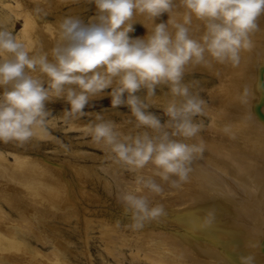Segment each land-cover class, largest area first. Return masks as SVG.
I'll list each match as a JSON object with an SVG mask.
<instances>
[{"label": "clouds", "instance_id": "obj_1", "mask_svg": "<svg viewBox=\"0 0 264 264\" xmlns=\"http://www.w3.org/2000/svg\"><path fill=\"white\" fill-rule=\"evenodd\" d=\"M88 2L95 5V15L87 23L73 16L59 21V38L50 53L30 51L0 28V142L23 146L46 135L53 116L47 103L63 101L69 105L64 119L76 120L88 115L84 109L90 102L107 93L112 108L126 107L131 113V130H118L116 122L95 113L85 135L105 146L114 164L136 174L135 188L119 191L116 201L130 220L127 226L138 230L166 214L142 193L158 196L164 185L180 188L205 150L200 138L204 124L197 118L205 115L206 101L194 91L199 81L186 80V75L214 64L238 67L241 53L253 48V37L262 31L264 0ZM180 9L181 19L176 20L173 13ZM163 14L167 22L156 23ZM136 16L149 19L152 27ZM194 21L199 22L195 27ZM137 22L147 29L144 37L129 35ZM158 89H166L170 97L161 109L164 122L148 111ZM249 96L245 85L241 103L247 104ZM222 131L235 139L230 126ZM239 264H256V258L242 255Z\"/></svg>", "mask_w": 264, "mask_h": 264}, {"label": "bare ground", "instance_id": "obj_2", "mask_svg": "<svg viewBox=\"0 0 264 264\" xmlns=\"http://www.w3.org/2000/svg\"><path fill=\"white\" fill-rule=\"evenodd\" d=\"M182 12H174L173 18L180 20ZM23 13L17 39L30 51L50 53L59 38L58 23L40 21L27 10ZM5 14H0L1 22L6 21ZM168 18L163 14L156 23H166ZM134 19L152 27L146 17ZM197 23L194 21V27ZM260 26L253 48L241 53L238 67L214 64L210 69H190L186 75V80L199 81L194 91L206 101L209 121L203 122L200 134L205 150L193 161L188 181L180 188L164 185L161 195L144 193L152 204L162 205L166 214L138 230L128 227L130 220H122L114 212L94 215L105 240H113L117 248L123 241L134 246L144 264H239L240 256L249 253L256 264H264V18ZM134 29L131 37L147 33L139 22ZM192 73L197 77L190 76ZM245 85L250 96L242 104ZM169 98L167 92L159 91L155 100L165 106ZM225 125L231 127L235 139L223 133ZM35 151L32 142L23 146L0 142V264H87L78 259L69 239L83 240L80 252L89 253L92 218L82 216L87 207L86 198L80 197L86 196V187L93 190L95 184L100 185L101 178L95 177L94 170L84 169L83 173L66 163L67 171L56 159L38 157ZM125 182L102 180L106 200H112L121 212L115 204L117 193L135 188V182ZM79 215L84 219L82 227ZM59 219L75 220L68 234L59 227Z\"/></svg>", "mask_w": 264, "mask_h": 264}, {"label": "rangeland", "instance_id": "obj_3", "mask_svg": "<svg viewBox=\"0 0 264 264\" xmlns=\"http://www.w3.org/2000/svg\"><path fill=\"white\" fill-rule=\"evenodd\" d=\"M3 1L7 2L9 6L6 7L0 1V14H4L5 12L7 13L5 14L7 16L6 21H0V28L10 29V32H12L14 35L22 27V23L24 20V10H27L33 15H36L40 21H55L56 23L69 16L80 17L87 23L89 17L94 16L96 13L95 5L90 4L88 0ZM17 1L20 3V5L18 6H16ZM37 9H40V11L37 12ZM190 76L197 77V73H192ZM159 91H161V93L167 92L166 89H158L157 92ZM104 95L105 98H96L94 101L90 102L88 106L85 107L84 111L88 113V115H85L84 117L76 120L64 119L63 110L65 108H68L69 105H67L63 101L47 103L46 108L50 109L53 115L49 119L47 134L43 135L42 137H36L30 142H32L36 146V154L34 155L38 157L46 156L51 159H56L57 162L65 165L63 167L66 168L67 171H69L70 169L66 166V163L67 165L71 164V166L76 167L77 169H81L83 173L85 171L84 169H89L91 170V172L92 170H94L98 173V175H96L95 177L101 178V184L99 185V183H97V186L95 184L93 190H91V186L88 188L86 187L85 190H87L88 192L84 195L88 197H80L83 199L86 198L85 207L87 208L85 209H87V211L84 209L83 212L85 214L82 216H88L89 218H92V222L90 223L92 227L89 231L90 239L88 254L85 252H80L84 250L83 248H79V244H81L83 240L81 242V239L75 236H72L69 239L71 241L70 243L73 252H76V254H78V259H80L81 262H86L87 264H144L141 261L140 255L138 254L141 252H137L134 246L129 247L125 245L123 241L122 244H120L121 247L119 245V248H117L116 246H114L115 243L113 242V240L109 242L108 240H105L103 236H101L102 234L99 231V227L96 226L97 220L95 219V216L104 214L106 212H114L115 215H121L120 218H123L122 220L129 219L123 214V212L119 211L118 208L114 206L112 200H106L107 196L103 189L102 180L106 179L109 184H114L115 181H126L125 183H127L135 182L136 176V174L124 170L122 166L114 164L109 158L108 149L103 145L93 143L91 141V138L85 135V128L89 121L94 120L95 113H101L106 120H112L116 122V124L119 126L118 130L128 132L132 128V124H130L129 121L133 120L134 118L131 117V113L128 111V109L126 107L112 108L110 106V98L107 97V93H105ZM139 95L143 97L144 92L142 91L141 93H139ZM149 102L153 104V107L148 111L159 116L161 118V122H164V120H166V117L161 110L164 106L163 103H161L160 101H156L155 98L150 99ZM201 118L205 124H208L209 119L207 115H204ZM197 119L200 118L198 117ZM150 167L151 165H149V168ZM71 171L74 172V169L71 168ZM145 171L147 172V170ZM144 193L147 192L145 191ZM161 198H163V196H161ZM78 200L80 201V199ZM30 204H32L34 207L42 208L41 206H39L40 204H35L33 201H31ZM82 216L79 215L78 217L79 225L83 224L84 222ZM64 220H58L62 221V223L59 224V227H61L63 231L68 234L69 231L72 230L71 228L75 225V220ZM64 237L66 236L64 235ZM134 252H136V254Z\"/></svg>", "mask_w": 264, "mask_h": 264}]
</instances>
